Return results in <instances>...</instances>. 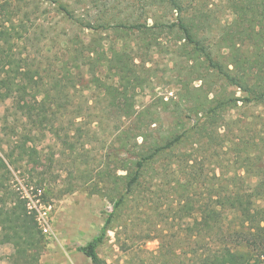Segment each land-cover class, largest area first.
I'll use <instances>...</instances> for the list:
<instances>
[{
    "label": "trees",
    "instance_id": "1",
    "mask_svg": "<svg viewBox=\"0 0 264 264\" xmlns=\"http://www.w3.org/2000/svg\"><path fill=\"white\" fill-rule=\"evenodd\" d=\"M44 1L65 21L99 37L67 39L62 60L43 78L24 71L10 54L8 33L18 32H0V102L8 101L21 123L20 128L7 127L11 137L0 134V245L10 248L6 264H40L36 250L42 243L36 212L12 188V172L23 165L30 166L28 175L45 169L33 145L36 131L62 138L69 149L71 140L89 137V131L78 128L81 111H71L83 88L97 93L106 114L121 126L102 156L101 170L87 182L111 203L112 211L77 252L91 264H104L97 250L128 201H146L139 192L148 173L172 190L178 216L191 217L178 236L176 264H264V110L233 118L238 105L264 109V0H149L150 24L109 28L84 24L63 0ZM9 7L6 2L2 8ZM160 7L171 9L174 18L157 14ZM217 9L234 21L222 23ZM109 31L114 37L102 39ZM167 36L177 41L175 55L192 59L194 72H201L197 99L175 93L167 100L159 97L160 107L135 108L136 91L143 90L146 80L134 59L139 50L145 55L159 51ZM230 88L243 96L236 97ZM163 115L172 118L170 125H159ZM159 249V255L170 254L168 240Z\"/></svg>",
    "mask_w": 264,
    "mask_h": 264
},
{
    "label": "rangeland",
    "instance_id": "2",
    "mask_svg": "<svg viewBox=\"0 0 264 264\" xmlns=\"http://www.w3.org/2000/svg\"><path fill=\"white\" fill-rule=\"evenodd\" d=\"M63 1L73 16L84 24L95 27L103 25L108 28L115 27L118 23L145 24L149 2ZM204 1L212 3V0ZM6 2L10 7L4 10L2 7ZM156 10L157 14H163L169 20L175 16L169 8L160 7ZM215 16L220 18L222 23L230 24L234 21L233 17L219 9L215 10ZM146 23L150 24L151 21L147 20ZM4 28H13L18 32L17 35L11 30L8 33V46L13 59L24 71L29 69L34 76L43 78L62 60L59 56L67 39L77 37L89 40L99 37L65 21L54 7L44 0H0V32ZM108 33L102 34V39L114 37L113 31ZM176 44L174 37L167 36L163 38L159 51L148 55H145L143 50L138 51L139 58L134 59V62L142 70L140 72L143 73L146 84L143 90L136 91L135 108L148 105L160 107L159 97L167 100L175 93H182L185 97L188 95L190 101L197 99L195 90L200 86V82L196 79L201 72H194L192 62H188L192 59H181L175 55ZM82 90V94H75L71 111H81L82 118L78 128L84 134L89 131V137H82L78 142L76 139L71 140L73 147L69 149L63 144L62 138L57 140L46 131V136L42 137L36 131L33 145L40 152L45 169L38 168L28 175L30 166L23 165L22 170L12 172L10 180L12 188L25 196L32 209L36 212H47L50 231L44 234L40 229L42 243L36 250L40 264H91L76 249L86 244L97 233L106 214L112 211L111 203L94 193L87 182L101 170L102 156L111 148L112 135L116 132V127L121 126V122H117L118 119L113 114H106L109 111L105 103L95 98L97 93L87 88ZM207 91L206 87L203 92ZM229 91L236 97L243 96L235 88H230ZM159 109L161 108H157ZM262 110L263 107L244 108L238 105V108L233 110V118L258 114ZM14 116L10 103L0 102V134L6 133L11 137L13 132L7 127H21V123L15 120ZM159 117V125L172 123L171 117ZM64 123L63 129L67 128L66 121ZM184 150L185 146L178 152ZM109 168L115 172L113 165ZM43 171L46 172L45 175L39 176ZM116 173L123 174L117 169ZM152 176L145 174L139 192L146 201L130 199L117 213L104 244L97 250L104 264H176L181 247L178 236L180 237L183 229L191 223V217L181 219L178 216L175 212L176 196L168 187L162 186L160 177L156 179ZM164 239L170 243V254L159 255L160 242ZM9 253L8 246L0 245V264H6V256Z\"/></svg>",
    "mask_w": 264,
    "mask_h": 264
},
{
    "label": "built area",
    "instance_id": "3",
    "mask_svg": "<svg viewBox=\"0 0 264 264\" xmlns=\"http://www.w3.org/2000/svg\"><path fill=\"white\" fill-rule=\"evenodd\" d=\"M35 212H36V210H35ZM36 221H37V224L39 226V229H41V231L44 234H47L50 231V228H49V225L47 222V212L45 210L36 212Z\"/></svg>",
    "mask_w": 264,
    "mask_h": 264
}]
</instances>
